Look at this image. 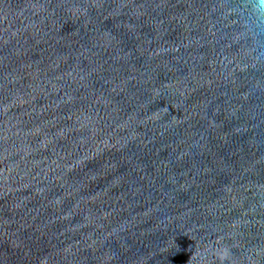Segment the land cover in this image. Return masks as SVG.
I'll return each instance as SVG.
<instances>
[{
  "label": "water",
  "instance_id": "95a60500",
  "mask_svg": "<svg viewBox=\"0 0 264 264\" xmlns=\"http://www.w3.org/2000/svg\"><path fill=\"white\" fill-rule=\"evenodd\" d=\"M264 264L260 0H0V264Z\"/></svg>",
  "mask_w": 264,
  "mask_h": 264
},
{
  "label": "clouds",
  "instance_id": "9594fccd",
  "mask_svg": "<svg viewBox=\"0 0 264 264\" xmlns=\"http://www.w3.org/2000/svg\"><path fill=\"white\" fill-rule=\"evenodd\" d=\"M261 5H264V0H260ZM221 264H223V261H221Z\"/></svg>",
  "mask_w": 264,
  "mask_h": 264
}]
</instances>
